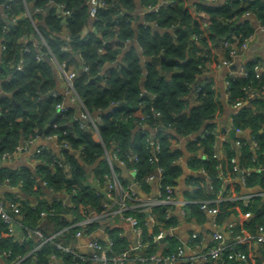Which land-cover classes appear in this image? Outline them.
I'll list each match as a JSON object with an SVG mask.
<instances>
[{
	"label": "trees",
	"instance_id": "1",
	"mask_svg": "<svg viewBox=\"0 0 264 264\" xmlns=\"http://www.w3.org/2000/svg\"><path fill=\"white\" fill-rule=\"evenodd\" d=\"M54 2L63 3L70 10L65 23L57 16ZM85 2L0 0V41L5 45L0 52V155L5 151L13 153L22 140L35 138L37 128L43 136L55 133L56 142L66 143L68 149L62 151L60 164L52 161L54 155L47 149L34 156L43 160L36 162V175L51 192L67 193V204L62 199L45 201L37 178L28 167L13 169L0 164V184L18 186L23 193L37 199L32 206L21 200L20 215L14 219L28 230L38 228L45 238L55 233L52 239L38 246H33V234L19 243L14 235L5 236L8 224L0 218V253H9L8 264L17 256L22 257L20 264H23L30 255L35 257L36 264H46L51 254L77 262L72 254H62L56 243L64 245L66 237L73 240L80 225L63 223L61 216L70 214L78 222L87 206L98 212L103 209L99 205L101 194L81 183L84 172L81 163H96L95 177L103 186L105 176L111 174V166L115 169V163H109L106 154L116 151L126 167L135 169V180L142 189L148 187L147 177L161 168L158 189L163 192L165 186H175L182 172L177 163L179 152L172 148L173 141L177 136L197 132L202 126V137L195 136L187 145L194 149L203 147L205 158H189L187 165L200 168L205 177L192 178L197 186L190 195L192 201L185 205V217L203 219L206 209L201 204L207 201V208L217 209L215 222L222 225L239 208L242 213L250 212L243 225L255 233L264 223V196L252 195L243 205L240 198L228 197L232 196L231 191L228 187L223 190L219 173L224 177L239 176V172L232 170L233 165L247 169L249 173L243 175L242 187L264 192L261 172L264 169V71L255 69L257 61L248 60L240 66L245 74L235 70L226 76L229 103L244 102L232 114L231 126L248 131L256 143L250 147L241 141L237 153L223 144L222 158L215 153L213 124L208 122L216 111L213 82L203 75L213 69L215 62L211 45L226 42L227 50L230 47L240 50L244 39L253 32L249 17L264 28V0H225L220 4L195 0L191 5H187V0H140L146 9L156 5L158 9L147 10L143 22L138 24L133 15L134 0H105L92 19ZM29 3L42 8L32 15L33 21L27 16L19 18ZM2 12L15 20L5 24ZM40 36L58 62H65L75 70L73 88L90 116L98 114L95 126L73 120L72 108L64 115L55 114L54 106L62 97L48 94L55 86V78L47 57L36 60L34 43ZM133 40L135 44H131ZM24 45L28 50L23 49ZM63 45L67 48L62 49ZM147 56L156 57L157 61L144 62ZM19 59L21 69L14 70ZM106 64L110 66L106 68ZM254 92L257 95L252 98ZM189 94L191 104L187 100ZM112 103L116 104L109 109ZM140 106L144 117L135 114ZM155 143L159 145L157 151L153 149ZM132 154H136V159H131ZM239 189L240 185L234 182V190ZM171 196L175 197L173 190ZM217 196L223 199L216 200ZM168 207L163 204L151 207L156 228L174 224L173 217L164 219ZM127 214L138 219L145 241V212L128 210ZM94 225L90 223L87 231ZM108 233L113 251L121 252L125 245L117 229H109ZM167 242V255H170L174 241L168 238ZM262 249L264 253V245ZM148 251L151 254V248ZM225 264L241 262L226 260Z\"/></svg>",
	"mask_w": 264,
	"mask_h": 264
},
{
	"label": "crops",
	"instance_id": "2",
	"mask_svg": "<svg viewBox=\"0 0 264 264\" xmlns=\"http://www.w3.org/2000/svg\"><path fill=\"white\" fill-rule=\"evenodd\" d=\"M211 1L209 2L213 4H220L225 0ZM192 3L193 1L187 0V5H191ZM25 7V12H27V10H30L31 8H34L31 3L27 4V6ZM141 8V13L144 16L145 7L141 6ZM133 15L137 17L135 23L138 24L139 15L137 12H135V10L133 12ZM21 16L19 18H21ZM251 22L253 24V32L248 36L249 38H247L248 40L245 47L241 48L238 54L230 60V64H216V62L218 63L222 61L227 55L225 54L227 49L225 48L223 42H219L215 44L212 49V54L215 59V62L213 63V69L209 72H205L203 75V77L211 78L213 82V89L216 100V111L212 119H210L208 122L213 124V130L215 133L214 149L215 153L221 158L225 155L222 148L223 144H227L230 149L233 148L235 153H237V150L239 148V145H237L236 143L238 139H240V141H244L250 147L253 146L251 135L248 131L237 133L231 128V117L236 109L231 103H229L225 89L226 76L232 71L239 70L241 63L245 61H257V70L259 72L264 71V31L261 29V26L255 19L252 18ZM139 23H141V21ZM52 90L62 95V102L64 106L72 107L75 113L79 112L75 109V106L77 105L69 100L68 95L64 90V84L62 81L58 79L56 80L55 78V86ZM256 95L257 92H254L252 94V98ZM187 100L188 103L191 104V94L187 96ZM262 128L264 129V125L262 126ZM202 129L203 126L200 130H198V132H195V134L192 133L187 136H177V138H175V140L173 141L172 148L179 152L177 163L182 168V172L178 176L175 186L172 188L175 194V197H173V199H175L176 201L191 199L190 195L197 186L195 184V180H193L192 178L194 176L205 177L203 170H201L200 168L192 169L187 165V159L189 158H205L203 147L194 149L189 148L187 145L190 140L192 141L194 139L196 134H199L202 131ZM42 136L43 135H41V133H37L36 137L31 141L28 150L15 152L11 156V159L9 161L4 163L0 162V164L6 165L7 167L13 169L19 167H28L36 175V173L34 172L36 160L32 159L31 155V153H33L35 149L42 146L55 157L60 158L63 151L55 140H45ZM75 156L78 157V155ZM114 163L115 169L111 166V175L116 176V178L120 180L122 187H124V185L133 187V190L138 198L136 199L134 197H130L126 200L129 210L140 211L138 209L139 206L145 205V203H147L149 199L153 198L157 194V172L155 171L152 179H146L148 187L142 189L140 188V186H134L135 172L133 170L118 162ZM81 165L84 171L83 180L81 181V183L85 186L93 188L94 191L101 194L99 205L103 207L104 203H109L108 205L111 206V209L108 208L105 209V211L110 213V215L107 217H101L100 213L102 212H98L94 208L88 206L85 208V211L83 210V219L78 222H75L74 217L70 214L62 215L61 222L67 223L69 225L79 224L80 229H82V233L80 235L75 234L73 240L66 237V243L64 244L72 249V255L76 258L77 262H73L71 257V259L67 261V259L63 258L62 256H56L49 257V260L46 264H103L99 260V258H97V251L92 247L91 243L94 240H98L104 245H107V243L111 241L108 230L114 228L117 229V235L119 236L120 241L125 245L122 251H125L127 253V259L124 264H223L222 262H219L215 259L203 258L205 252H207V250L210 248L213 232L217 231V229H221L224 237L223 244L234 245L236 244V241H234L233 237L230 236L228 232H226L227 224L232 222L242 223L250 217V215L245 216L240 211V209L237 208V214L229 216L224 221V223L217 228L214 225L212 215L209 212H206L204 218L200 219V221L197 220V218L188 219L182 212L181 205L175 203L174 205L168 207V214L169 216L174 218V224L167 228H156V223L153 221L150 215L146 213V211H144L145 216L143 218V224L146 230L144 234L145 241L144 243L139 244L138 236L132 229V227L128 223L122 221L117 215L113 213L114 210L112 208H114V205H112V203L110 202V198L106 197V190L104 186H102L99 183L98 179L95 177L94 169L96 163L89 165L81 163ZM219 176L222 180L223 190L228 187L231 191V197L243 198L251 195L252 192L257 191L254 188H243L239 176L229 175L228 177H224L220 173ZM36 177L39 179L37 175ZM234 182H237L240 185V189L238 192L234 190ZM39 185L42 191L41 197L45 201L48 202L52 201L53 199H62L66 204L69 202V195L67 193L51 191L48 192L49 189H43L41 183H39ZM16 189H19L20 191H16ZM23 194L26 193H23L18 186H10L7 184H3L0 186V199H3L5 202L8 198H10V196L8 195H16L21 198ZM28 196L29 197L27 200L29 202L34 204L37 201L35 196ZM84 220L94 221L95 225L93 229H91L90 231H84L81 225ZM159 233L161 234V236L156 237V235ZM193 234H195L194 238L191 236ZM5 236L8 237V235ZM14 236L16 237L17 241L21 243L25 240H29L27 236L29 237L30 235L18 230ZM32 236L33 246H38L41 243V238L34 234ZM54 236L55 233L51 232V234L48 235L47 238L50 240ZM168 238L174 241V243L172 244V254H174V256L165 259L164 257L167 256V248L169 245L167 242ZM145 243L149 246H147ZM149 248H151V254H149ZM262 248L263 245H257L255 243H252L250 246L245 248V251L248 254L247 264H264V253ZM118 252L119 250L116 253ZM6 257V253H0V264H8V259H6ZM157 258H161V261H157ZM23 264H36V259L33 255H30L29 257H27V260ZM241 264L243 263L241 262Z\"/></svg>",
	"mask_w": 264,
	"mask_h": 264
},
{
	"label": "built area",
	"instance_id": "3",
	"mask_svg": "<svg viewBox=\"0 0 264 264\" xmlns=\"http://www.w3.org/2000/svg\"><path fill=\"white\" fill-rule=\"evenodd\" d=\"M104 1L105 0H86V6L88 8V15L89 17L94 18L96 17V12L97 9L104 6ZM161 2H165V0H161ZM52 4V2H51ZM56 8L58 9V13L57 16L59 17L60 21L62 23H65L67 16L70 13V10L67 9L65 7V4L63 3H55ZM3 6V5H2ZM157 10L158 9V5L156 6H149V8H145V12L147 10ZM42 11L41 7H34L31 8L30 10H27V12H25L24 14H22L23 17L27 16L29 17L32 21V15L36 12H40ZM144 12V13H145ZM2 20L4 21L5 24H10L12 23L15 18L10 17L9 15H7L6 12H2ZM264 31V28H261ZM249 38V37H247ZM247 38L244 39V41L242 42L240 48L245 47V45L247 44ZM24 43L25 40L24 37H22ZM35 47L37 50L36 53V60H41L44 57L48 58V61L51 63L52 67H53V71L55 73V78L56 80H60L63 82L64 84V90L68 95L69 100L76 104L77 106H75L76 111H79L77 113L74 112V115L72 116V119L75 121H82L83 123H87V122H91V124L93 126L96 125V120L98 119V114L95 115V117H91L90 114L88 113V111L85 109L84 104L82 99L76 94L74 88H73V79L75 77V70L70 66L67 67L65 62H58L55 57L50 53L49 48L47 47L44 39L40 36V40L38 42H35ZM225 48L228 46V43L223 42ZM5 45L2 44V42H0V52L2 50H4ZM66 45L62 46V49H66ZM24 50H28L27 45H24ZM213 49V46L211 45V51ZM239 50L235 47H230L227 50V56L225 57L222 61L220 62H216V64H222V65H228L230 64V60L232 58H234L237 54H238ZM21 69V60L19 59L15 66H14V70H20ZM83 69H87L86 66L83 67ZM255 69H257V66H255ZM241 70V67L239 68V71ZM245 70H241L242 74H245ZM234 73L233 71L230 72L229 74ZM7 80H9V76H7ZM228 86V81L225 78V89ZM1 94V91H0ZM48 94L52 95V96H56V95H61L59 93H56L53 90H50L48 92ZM2 95V94H1ZM252 96V94H251ZM62 97V95H61ZM63 98V97H62ZM244 102L242 101H235L232 105L233 107H235V109L237 110L238 107H240ZM116 103H112L109 107V109H112L113 106ZM55 108V114H61L64 115L66 113V111L69 108L72 107H66L63 105L62 100L57 102L54 106ZM73 109V108H72ZM137 112V113H136ZM135 114L139 117H144L145 114L142 111V106H140L137 110H136ZM51 123V121H49V124ZM232 128V126H231ZM235 132L239 133L242 132L243 130L239 129V128H232ZM198 132V131H197ZM195 134V133H194ZM200 134V135H199ZM199 134H196L195 136L199 135L201 136L202 132H200ZM215 134V133H214ZM43 139L45 140H55L56 141V137L57 135L55 133L52 134H47L42 136ZM202 137V136H201ZM195 138V137H194ZM34 139V138H33ZM33 139H29V140H22L19 145H17L14 148V152H3L0 155V162H7L11 159V156L18 151H26L28 150L30 143ZM237 145H240L241 141L240 139H238L236 141ZM255 141L252 140V144L255 145ZM60 147H65L67 148L66 143L62 142V143H57ZM43 149H45L44 147H38L37 149H35V151L33 153H31L32 155V159L36 160V162L39 161H43L41 159H36L34 158L35 153H39L40 151H42ZM154 151H157L159 149V145L158 143L154 144ZM107 159L109 161V163L113 162H118L122 165L125 166V162L124 160L120 159L119 156L117 155L116 151L114 152H110L106 154ZM131 159H136V154H132L131 155ZM233 160V159H232ZM52 161L53 162H57L58 164L62 163L61 158L60 157H52ZM111 165V164H110ZM131 170H133L135 172V169L133 167H129ZM232 170L239 172V178L241 180V183L244 184L243 182V175L244 174H248L249 171L247 169L242 170L239 169L237 165H233L232 166ZM264 170V169H263ZM156 172L158 175V183L160 181V179L162 178L161 176V168H156ZM37 178V177H36ZM153 175H149L147 177V179H152ZM40 180V178H39ZM41 181V180H40ZM3 184H7L9 185L7 182L3 183ZM3 184H0L3 185ZM41 184H43L45 187V182L41 181ZM139 186L136 182V180L134 181V186ZM106 192L105 195L106 197L110 198V202L112 203V205H114V208H112L114 210V214L117 215L122 221L128 223L132 229L135 231V233L138 236V241L139 244L144 243L143 241V230H142V226L140 225L138 219L130 214H127V211L129 210L128 204H127V199L130 197H134L136 199L137 195L135 194L133 187L131 186H127L124 185V187H122L121 182L118 178H116V176L113 175H106L105 179H104V184H103ZM211 185L208 184V188H210ZM46 189H48L46 187ZM48 191H51L50 189ZM171 192H172V188H170L169 186H165L164 187V191H160L158 189L157 194L149 199L147 201V203H145V205L143 206H139V210L142 211H146V213H148L150 215V209L152 206L155 205H174L175 203H178L181 205L182 207V212L185 214V205L192 201V199H184L181 201H176L175 199H173V197L171 196ZM98 193V192H97ZM99 194V193H98ZM252 195H263L264 196V192L262 193H253L251 195H248L246 197H231L228 196L230 198H240L243 201V205L246 204L249 201L250 196ZM223 199V197L217 196L216 200H221ZM21 200L26 201L29 205H33V203L29 202L27 199H21L19 196L13 195L12 197L8 198L7 201L5 202L3 199H0V218L5 221L8 224V232L7 235L11 236V235H15V233L20 230L21 232H25L28 235L30 234H34L38 237L41 238L40 242H44L46 240H48V238H45L41 231L38 228H35L33 230H28L25 227H23V225L18 222V220L14 219L15 215H20V204H21ZM56 199H53L52 201H54ZM52 201H49L50 203ZM207 201H204L201 204V208L206 209V212H209L212 215L213 218V223L214 225L218 228L221 225H218L215 220V214L217 212L216 208H207L206 206ZM109 203H104L103 204V209L100 211L102 213H100L101 217H107L110 215V213H108L107 211H105V209H111V206L108 205ZM104 211V212H103ZM45 212H41V215H44ZM245 216H249L250 212H244L243 213ZM151 217V215H150ZM170 216L167 213H165L164 215V219H168ZM94 221L92 220H84L82 225V228L84 231L87 230V226L92 223ZM82 229L78 230L75 234L76 235H80ZM235 230V233H234ZM226 232H228V234H230V236L233 237L234 241H236V244L234 245H224L223 244V234H222V230L221 229H217V231L213 232L212 237H211V245L210 248L207 250V252H205V254L203 255L204 259H215L219 262H222L223 264L226 262V260H237L242 262L243 264H247V260H248V254L245 251V248L250 246L252 243H255L257 245H264V223L259 225L256 230L255 233H251L250 231H248L244 225L243 222L242 223H228L226 226ZM161 234H157L156 237H160ZM193 238L195 237V234L191 235ZM146 244V243H145ZM92 247L96 249L97 251V258H99V260L103 263V264H124V262L127 259V253L125 251H121V252H114L113 248H112V241H109L107 243V245H104L103 243H101L98 240H94L91 243ZM147 245V244H146ZM149 246V245H147ZM56 247L57 249L62 253V254H72V249L69 246L66 245H62L61 243H56ZM179 253V252H178ZM7 255L9 254L8 252L6 253ZM174 254H170L165 256V259L171 258L173 257ZM51 257H56L55 254H51ZM153 257V256H151ZM176 257V256H175ZM22 257L21 256H17L16 260L13 261L11 264H19L21 261ZM157 261H161V258H157ZM190 264V263H189Z\"/></svg>",
	"mask_w": 264,
	"mask_h": 264
},
{
	"label": "rangeland",
	"instance_id": "4",
	"mask_svg": "<svg viewBox=\"0 0 264 264\" xmlns=\"http://www.w3.org/2000/svg\"><path fill=\"white\" fill-rule=\"evenodd\" d=\"M134 2H135V12H137L138 15H139V21H142V20H144V17H143V15L141 13L142 12V8L140 6L141 4L139 3V0H134ZM131 44H135V42L132 41ZM143 61L144 62H156L157 59L155 57H149V56H147V57H144L143 58ZM109 66H110L109 64H106L105 65L106 68L109 67Z\"/></svg>",
	"mask_w": 264,
	"mask_h": 264
},
{
	"label": "water",
	"instance_id": "5",
	"mask_svg": "<svg viewBox=\"0 0 264 264\" xmlns=\"http://www.w3.org/2000/svg\"><path fill=\"white\" fill-rule=\"evenodd\" d=\"M191 1H195V0H191ZM201 1H204V2H206V3H208V4H213V3H211V2H209L208 0H201ZM122 12H124V11H122ZM21 18H23V16H21ZM250 19H252L251 17H249ZM140 22V21H139ZM138 22V23H139ZM141 22H143V20L141 21ZM148 25H150V26H152L153 28H156V27H154L155 25L154 24H152V23H147ZM156 58V57H155ZM160 58H163V56H160ZM157 59V58H156ZM53 75H54V77H55V73H54V71H53ZM232 132V131H231ZM37 133H41V129H37ZM61 149L62 150H68L67 148H65V147H61ZM2 163H4V162H2ZM261 172L262 173H264V170H261ZM35 175V174H34ZM35 177H36V175H35ZM37 181H38V183H41V181L37 178ZM41 186L43 187V189H45V190H47L46 189V187L43 185V184H41ZM16 191H20L19 189H16ZM49 192V191H48ZM28 195L27 194H23L22 195V197H21V199H28Z\"/></svg>",
	"mask_w": 264,
	"mask_h": 264
}]
</instances>
